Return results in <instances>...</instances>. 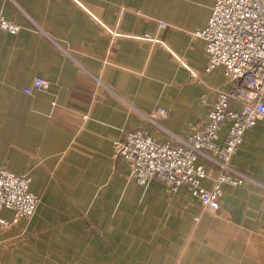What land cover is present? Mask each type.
<instances>
[{
	"label": "crops",
	"instance_id": "obj_1",
	"mask_svg": "<svg viewBox=\"0 0 264 264\" xmlns=\"http://www.w3.org/2000/svg\"><path fill=\"white\" fill-rule=\"evenodd\" d=\"M215 1L0 0L24 26L0 28V166L32 175L41 197L31 218L2 210L0 264H264V118L232 159L252 179L226 185L217 211L138 183L114 143L136 127L177 141L212 107L207 85L229 88L205 39L191 41ZM140 10L169 21L168 46L134 36ZM35 77L51 82L44 97L22 89Z\"/></svg>",
	"mask_w": 264,
	"mask_h": 264
},
{
	"label": "built area",
	"instance_id": "obj_2",
	"mask_svg": "<svg viewBox=\"0 0 264 264\" xmlns=\"http://www.w3.org/2000/svg\"><path fill=\"white\" fill-rule=\"evenodd\" d=\"M138 16L141 33L134 36L168 46L162 35L169 21L142 10ZM23 27L0 12L1 29L17 33ZM190 32L193 43L199 37L205 39L207 70L221 67L229 88L207 85L215 93L212 107L193 131L176 135L177 141L136 127L114 143L117 153L131 163L138 183L147 185L158 179L167 188H186L208 210L217 211L226 185L240 186L252 179L234 167L232 159L247 131L264 118V0H216L208 25ZM50 85L49 79L35 77L22 89L44 97ZM169 114V109L159 106L152 109L149 119L162 127V119ZM226 124L227 133L222 137ZM32 182V175L0 166V227L10 224L1 215L6 207L15 211V220L36 213L41 197L33 190Z\"/></svg>",
	"mask_w": 264,
	"mask_h": 264
},
{
	"label": "rangeland",
	"instance_id": "obj_3",
	"mask_svg": "<svg viewBox=\"0 0 264 264\" xmlns=\"http://www.w3.org/2000/svg\"><path fill=\"white\" fill-rule=\"evenodd\" d=\"M188 190V189H187ZM192 193V192H191ZM201 200V199H200ZM202 202V201H201ZM204 205V204H203ZM206 208V207H205ZM207 209V208H206Z\"/></svg>",
	"mask_w": 264,
	"mask_h": 264
}]
</instances>
